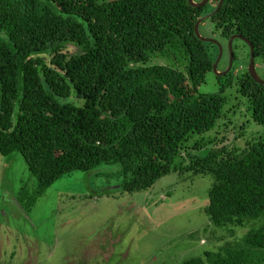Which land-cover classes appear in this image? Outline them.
Here are the masks:
<instances>
[{
  "label": "trees",
  "instance_id": "obj_1",
  "mask_svg": "<svg viewBox=\"0 0 264 264\" xmlns=\"http://www.w3.org/2000/svg\"><path fill=\"white\" fill-rule=\"evenodd\" d=\"M209 4L0 0V155L19 153L35 180L16 193L26 212L58 179L102 164L118 166L127 193L171 173L209 175L208 222L245 232L181 264H264V138L241 149L215 140L203 154L193 153L203 140L189 144L223 120L234 81L230 70L215 77L216 92H199L216 46L196 37L195 22L221 38L240 34L264 62V0ZM236 80L264 126V86L245 73Z\"/></svg>",
  "mask_w": 264,
  "mask_h": 264
},
{
  "label": "rangeland",
  "instance_id": "obj_2",
  "mask_svg": "<svg viewBox=\"0 0 264 264\" xmlns=\"http://www.w3.org/2000/svg\"><path fill=\"white\" fill-rule=\"evenodd\" d=\"M198 31L205 38H216V52L211 51L215 60L222 46L217 71L226 70L228 43L219 40L208 21ZM234 45V81L223 94V120L213 130L193 136L189 144L199 139L204 144L195 154L211 149L215 140L241 149L246 142L264 138V126L250 119L246 100L235 86L247 68L248 46L238 41ZM153 62L167 64L159 58ZM254 65L264 81V62L257 58ZM216 90L211 71L199 92ZM120 180L116 164L75 172L55 181L26 212L16 193L22 182L33 187L35 180L19 153L0 155V264H181L202 257L204 251L231 246L245 232L208 222L204 207L213 183L209 175L171 173L137 193L124 192ZM254 223L248 225L256 227Z\"/></svg>",
  "mask_w": 264,
  "mask_h": 264
},
{
  "label": "water",
  "instance_id": "obj_3",
  "mask_svg": "<svg viewBox=\"0 0 264 264\" xmlns=\"http://www.w3.org/2000/svg\"><path fill=\"white\" fill-rule=\"evenodd\" d=\"M222 1V0H221ZM187 2L193 6V7H201L203 6L207 0H202L201 2H194L193 0H187ZM220 5V3H219ZM200 23V19H197V21L195 22L194 24V33L196 35L197 38H199L201 41H204V42H210V43H214L216 44V42L214 41V39H210V38H205V37H202L199 32H198V25ZM234 38H238V39H242L244 40V42L248 45L249 47V50H250V58H249V63H248V67H247V72L249 74V76L251 77V79L253 81H255L256 83L258 84H262L264 85V81L259 79L256 72H255V68H254V63H253V60H254V55H253V52H252V46L250 44V42L246 39H243L241 36H237V35H233L229 38L228 40V50H229V56H230V59H229V64H228V67L227 69L224 71V72H221V73H218L216 71V66H217V61H218V58L220 56V53H221V47L219 46V56L218 58L215 60V62L212 64V72L214 73L215 76H223L224 74H226L230 67H231V63H232V40Z\"/></svg>",
  "mask_w": 264,
  "mask_h": 264
},
{
  "label": "flooded vegetation",
  "instance_id": "obj_4",
  "mask_svg": "<svg viewBox=\"0 0 264 264\" xmlns=\"http://www.w3.org/2000/svg\"><path fill=\"white\" fill-rule=\"evenodd\" d=\"M194 2H201L202 0H193ZM223 1L224 0H207V2L203 5V6H206V5H208L209 3V6H213V7H215V8H217V7H220L221 6V4L223 3ZM219 3H220V5H219ZM203 6H201V7H203ZM233 35H237V36H241L240 34H238V33H232V34H230L228 37H227V39H225V38H221V37H219L218 35H217V37H219V40H224L225 42H227L228 43V40H229V38L231 37V36H233ZM203 37V36H202ZM243 39H246V38H244L243 36H241ZM218 39V38H217ZM216 40V38L214 39V41ZM218 40V41H219ZM246 40H248V39H246ZM236 41H238V42H241L245 47H247L248 45L244 42V40H242V39H238V38H234L233 40H232V63H231V67H230V69H229V71L226 73V74H224L223 76H215V77H224V76H226V75H228V73L230 72V70H232V66H233V62H235V60L237 59V56H236V53H234V51L236 50L235 48H236V46L234 45V43L236 42ZM213 45H214V43H212ZM251 44V43H250ZM247 45V46H246ZM216 46H217V44H216ZM252 46V45H251ZM220 47H222V46H220ZM234 47V48H233ZM223 49V48H222ZM253 49V48H252ZM252 52H253V50H252ZM234 54H235V58H234ZM254 55V54H253ZM248 59L250 58V50H249V47H248V57H247ZM217 59V58H216ZM242 59H243V57H242ZM255 59H257V58H254V60ZM254 60H253V63H254ZM248 63H249V61H248ZM229 64V63H228ZM227 67H228V65H227ZM247 67H248V64H247ZM254 68H255V65H254ZM211 70H212V68H211ZM216 71H217V66H216ZM225 70H221V71H217L218 73H221V72H224ZM245 74H247L248 76H249V74H248V72H247V68H246V71L244 72ZM243 73V74H244ZM249 78L251 79V77L249 76ZM237 79V78H236ZM215 80H216V78H215ZM236 82H237V80H236ZM255 82V81H254ZM258 84V83H257ZM264 86V85H263ZM244 99V98H243ZM247 103V102H246ZM246 112L247 113H249V115H250V112H249V108H248V106H247V108H246ZM250 119H251V115H250Z\"/></svg>",
  "mask_w": 264,
  "mask_h": 264
}]
</instances>
